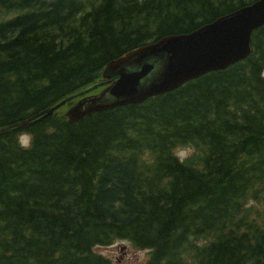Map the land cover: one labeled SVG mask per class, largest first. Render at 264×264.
<instances>
[{
	"label": "trees",
	"instance_id": "trees-1",
	"mask_svg": "<svg viewBox=\"0 0 264 264\" xmlns=\"http://www.w3.org/2000/svg\"><path fill=\"white\" fill-rule=\"evenodd\" d=\"M254 1L0 0V129ZM251 50L140 104L68 124L72 101L0 133V264H112L94 249L121 241L144 264H264V25Z\"/></svg>",
	"mask_w": 264,
	"mask_h": 264
},
{
	"label": "water",
	"instance_id": "water-1",
	"mask_svg": "<svg viewBox=\"0 0 264 264\" xmlns=\"http://www.w3.org/2000/svg\"><path fill=\"white\" fill-rule=\"evenodd\" d=\"M263 25L264 0H257L188 34L164 36L110 61L104 66L102 81L98 84L60 101L30 120L49 115L76 98H80L79 101L64 114L69 124L96 112L139 104L173 91L190 80L246 58L251 33ZM98 88L103 89L94 96L84 97ZM30 120L7 129L23 128ZM7 129H0V133Z\"/></svg>",
	"mask_w": 264,
	"mask_h": 264
},
{
	"label": "rangeland",
	"instance_id": "rangeland-1",
	"mask_svg": "<svg viewBox=\"0 0 264 264\" xmlns=\"http://www.w3.org/2000/svg\"><path fill=\"white\" fill-rule=\"evenodd\" d=\"M264 75V71H263ZM184 150H178L177 154L185 156ZM95 253L107 258L112 264H144L147 259V251H137L126 242H115L111 246L95 248Z\"/></svg>",
	"mask_w": 264,
	"mask_h": 264
},
{
	"label": "clouds",
	"instance_id": "clouds-1",
	"mask_svg": "<svg viewBox=\"0 0 264 264\" xmlns=\"http://www.w3.org/2000/svg\"><path fill=\"white\" fill-rule=\"evenodd\" d=\"M17 141L20 147H30L31 137L29 134H18Z\"/></svg>",
	"mask_w": 264,
	"mask_h": 264
}]
</instances>
